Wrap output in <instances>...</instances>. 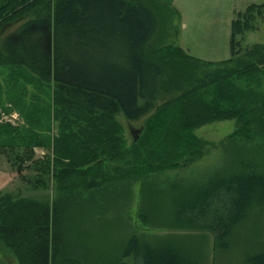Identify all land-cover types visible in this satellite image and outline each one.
Masks as SVG:
<instances>
[{"label":"trees","instance_id":"1","mask_svg":"<svg viewBox=\"0 0 264 264\" xmlns=\"http://www.w3.org/2000/svg\"><path fill=\"white\" fill-rule=\"evenodd\" d=\"M172 1L0 0V109L9 113V103L24 121L0 122V153L28 189L46 193L0 191V249L18 264H68L53 249L67 244L80 186L106 191L182 168L204 153L194 131L224 120L237 124L232 142L251 148H238L233 166L208 180L170 182V225L182 233L153 242L132 234L115 264L130 256L135 264H208L210 255L223 264L244 232L248 246L241 241L234 264H264V43L240 53L238 41L255 29L261 6L231 22V58L206 62L167 42ZM119 113L142 123L136 141L128 143ZM34 148L53 156L35 158ZM112 162L114 181L104 169Z\"/></svg>","mask_w":264,"mask_h":264},{"label":"rangeland","instance_id":"2","mask_svg":"<svg viewBox=\"0 0 264 264\" xmlns=\"http://www.w3.org/2000/svg\"><path fill=\"white\" fill-rule=\"evenodd\" d=\"M159 1L166 3L169 0ZM253 4L261 6V11L260 14L256 10L254 12L252 23L255 29L244 32V36L238 37L239 50L243 53L244 49L256 43H264V0H173L169 7L176 11L177 16L174 17L171 29H167L170 34L167 42L180 46L187 54L202 61L227 60L231 58V22ZM6 107L10 109V112L5 113L0 109V122L14 127L23 125L24 121L19 113L11 108V104H6ZM115 120L122 127L128 143L131 138L128 127L131 125L132 128H138L142 125L141 122L129 124L120 113L115 116ZM236 129L235 120L212 122L197 128L194 134L205 142L204 153L182 168L147 175L141 180L129 177L123 182H111L106 191L101 186L99 189L102 191H84L86 188L80 186L75 192L81 191L83 196L72 205L74 208L77 205L78 209L68 210L67 214L68 225L72 226V229L66 230L67 244L62 246L57 244L54 247V258L60 259V256L69 258L71 260L68 264L76 262L78 264H115L132 234L144 237L149 242L162 239L170 233L181 234V231L175 232L170 225L175 212L168 195L172 191L169 183L180 181L182 178L194 184L196 180H208L213 174L230 169L238 159L236 156L238 148H251L250 144L240 145L238 140L232 142L230 136ZM49 135L51 140L58 135L57 126L53 120ZM34 152L35 158L53 156L52 149L47 151L44 148H34ZM117 168L118 164L112 162L106 164L104 169L108 170L114 178V170ZM0 172L7 173L6 176L0 177L1 192L7 193L17 189L15 192L35 199L46 197L45 192H34L28 189L2 153H0ZM142 184L145 186L142 187ZM47 193L48 197H53L52 199L56 196L54 189H50ZM243 235V238L238 239L241 245L234 246L231 254L225 256V260L222 256L223 264H234L235 261H240L242 242L248 246L249 239L248 236L245 238V232ZM262 238L264 239V236ZM211 241L210 238L208 244ZM1 246L0 254L3 253L1 260L5 264H18L16 258L9 253L11 251ZM126 262L135 264V259L130 256ZM208 264H212L211 255Z\"/></svg>","mask_w":264,"mask_h":264},{"label":"water","instance_id":"3","mask_svg":"<svg viewBox=\"0 0 264 264\" xmlns=\"http://www.w3.org/2000/svg\"><path fill=\"white\" fill-rule=\"evenodd\" d=\"M133 126H129L128 129L130 131L131 137L134 141H136L139 137V135L141 134L143 127H138V128H132Z\"/></svg>","mask_w":264,"mask_h":264},{"label":"crops","instance_id":"4","mask_svg":"<svg viewBox=\"0 0 264 264\" xmlns=\"http://www.w3.org/2000/svg\"><path fill=\"white\" fill-rule=\"evenodd\" d=\"M2 175L6 176V175H7V173H6V172H5V173H3V172H0V177H1ZM16 190H17V189H16ZM16 190H14V191H12V192H15ZM1 258H2V256H1ZM6 264H8V263H6Z\"/></svg>","mask_w":264,"mask_h":264},{"label":"bare ground","instance_id":"5","mask_svg":"<svg viewBox=\"0 0 264 264\" xmlns=\"http://www.w3.org/2000/svg\"><path fill=\"white\" fill-rule=\"evenodd\" d=\"M104 174V173H103ZM104 177V176H103ZM111 178V177H110ZM114 179V178H113ZM109 181V180H108ZM105 182H106V179H105ZM98 184H99V182H98ZM100 186H102V185H100Z\"/></svg>","mask_w":264,"mask_h":264}]
</instances>
